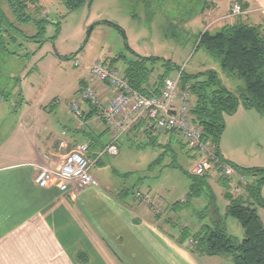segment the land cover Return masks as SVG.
<instances>
[{
  "label": "rangeland",
  "instance_id": "rangeland-1",
  "mask_svg": "<svg viewBox=\"0 0 264 264\" xmlns=\"http://www.w3.org/2000/svg\"><path fill=\"white\" fill-rule=\"evenodd\" d=\"M38 3L49 12V18H60V29L57 34L56 23L47 26L45 37L57 35L54 42L47 40L39 45L20 39L18 43L7 45L18 53L11 55L0 49V91L7 94V98L0 97L1 155L25 156L30 143L15 136L19 125L29 126L37 121L51 129L57 128L60 133L66 129L70 123L65 120L67 109H71L77 97L81 80L91 76L94 62L98 59L109 62L118 53L134 57L127 46L139 55L160 57V63L171 60L178 64L180 69L173 71L171 76L181 78L183 71L195 74L213 68L219 71L223 83L231 91L239 92L244 86L243 79L229 77L222 71L218 59L201 47L197 49V36L205 27L212 32L220 29L218 25H209L211 18L201 14L205 0H195L191 6L187 0H94L73 11H69L62 0H38ZM3 7L12 17L5 0ZM104 21L121 27L126 38L118 28ZM18 25L26 35L36 33L32 24ZM113 68L123 73L124 63L118 62ZM39 104L43 105L42 112L37 115ZM253 110L252 115L231 117L222 136L223 148L233 158H229V162L239 167H264V115ZM141 134L135 132L122 137L117 156L105 154L98 160L93 172L100 181L117 199L132 203L140 215L154 218L159 215L157 221L172 230L180 231L181 227L188 226L195 231L202 224H212L213 205L206 195L190 201L180 211H171L173 203L185 200L190 181L178 169L163 166L173 159L172 151L163 147L170 143L177 152L178 163L193 172L196 159L191 156L183 137L160 133L158 142L161 145L157 146ZM163 150H167L168 155L162 164L150 167ZM215 167L213 161L209 180L216 196L215 205L226 221L228 233L240 240L244 230L235 217L226 214L228 200L223 195L225 188ZM250 179L248 177L246 182ZM239 194L246 196L244 186Z\"/></svg>",
  "mask_w": 264,
  "mask_h": 264
},
{
  "label": "crops",
  "instance_id": "crops-1",
  "mask_svg": "<svg viewBox=\"0 0 264 264\" xmlns=\"http://www.w3.org/2000/svg\"><path fill=\"white\" fill-rule=\"evenodd\" d=\"M205 1L201 14L211 18V26L221 28L239 17L264 26V0ZM235 3L245 6L238 16L230 13ZM81 82L80 88L92 86L103 100L113 96V89L92 75ZM42 106H36L37 115ZM84 109L83 126L69 107L65 120L70 123L61 133L37 121L19 125L11 133L30 144L25 156L0 154V264H234L228 257L192 253L188 241L179 242V230L162 225L153 216H142L132 203L117 199L93 172L94 166L92 174L99 186L81 187L74 182L61 191L56 186L37 185L42 169H56L79 144L89 145L93 160L113 137L97 113L88 118V104ZM252 111L240 106L234 115L226 116V127L231 117L252 115ZM135 132L141 134L135 127L122 134L119 145L122 137ZM222 142L220 152L230 160ZM258 212L264 222V207Z\"/></svg>",
  "mask_w": 264,
  "mask_h": 264
},
{
  "label": "trees",
  "instance_id": "trees-1",
  "mask_svg": "<svg viewBox=\"0 0 264 264\" xmlns=\"http://www.w3.org/2000/svg\"><path fill=\"white\" fill-rule=\"evenodd\" d=\"M5 1L11 10L12 17L6 13L3 0H0V49L2 51L10 55L18 54L8 49L7 45L18 43L20 39L32 40L39 45L47 40L55 41L57 35L45 37V33L49 24L56 23L58 34L60 18L57 20L49 18V12L38 3V0ZM62 1L69 11H73L91 4L94 0ZM194 2L195 0H187L188 6L193 5ZM206 3L205 1L202 10ZM31 7L34 9L31 10ZM243 7L245 6L242 5ZM104 22L114 25L126 38L124 30L117 24L110 21ZM18 24H32L36 28V33L26 35ZM200 47L219 60L221 69L227 76L243 79L244 86L239 88V92L231 91L223 83L219 71L213 68L195 74L183 71L180 78L181 84L185 87L186 83H189L194 95L191 110L193 120L202 128L203 138L216 145L218 160L214 170L220 173V163H230L241 174L251 179L244 185L246 196H242V194L231 193L228 190V180L219 178L221 185L225 188L223 195L228 200L226 214L235 217L244 230V237L239 240L228 233L226 221L220 216L215 205L216 196L209 180L211 169L204 174L190 172L178 163L177 152L170 143L163 147L168 151L171 150L173 157L170 163L163 166L178 169L190 181L185 200L173 203L170 207L171 211H180L187 207L190 201L204 195L210 198V204L213 205L212 213L215 219L213 218L212 224H202L195 231L188 226L181 227L179 242L188 241L189 250L199 256L228 257L234 264H264V222L258 212L259 208L264 207L262 196L264 167H239L225 159L219 148L226 129L227 115L235 114L240 106L255 109L264 115V26L250 24L239 17L235 22L227 23L214 32L202 31L197 36V49ZM126 48L134 53V57L118 53L111 61H105V63L109 67H114L118 62H123V74L128 78L130 86L145 95L158 94L164 78L180 69V66L171 60H162L160 63L161 58L158 56H142L133 52L128 46ZM157 71L159 73L155 76ZM0 97L7 98L6 92L0 91ZM94 114L96 110L92 108L88 118ZM146 136L151 144L161 145L158 142L160 135L148 133ZM185 144L187 145L186 142ZM189 149L191 156L197 159L198 155L195 154L194 149L191 147ZM167 150H163L150 167L162 164L164 157L168 155ZM200 218H203V214ZM155 219L158 220L159 215H155Z\"/></svg>",
  "mask_w": 264,
  "mask_h": 264
},
{
  "label": "built area",
  "instance_id": "built-area-1",
  "mask_svg": "<svg viewBox=\"0 0 264 264\" xmlns=\"http://www.w3.org/2000/svg\"><path fill=\"white\" fill-rule=\"evenodd\" d=\"M244 12L240 3H235L231 9L232 15ZM76 64H78L76 62ZM91 75L113 89V96L103 100L92 86L80 88L77 97L71 103V111L83 126L85 118L84 104L95 109L98 117L113 131V139L105 145L92 160L89 156V145L79 144L67 154L56 169H42L36 177L40 187L56 186L61 191H67L74 182L81 187L99 186V180L92 174V167L105 154L117 156L120 153L119 138L138 125V131L143 134L175 133L183 137L189 147L194 149L197 159L194 161L193 172L204 174L217 162V148L209 140L203 138L202 128L192 117L191 110L194 95L190 84H181L180 76L164 78L158 94L145 95L130 86L128 78L98 59L91 67ZM61 142V146H64ZM221 177L228 180V190L234 195L248 178L241 174L232 164L220 163Z\"/></svg>",
  "mask_w": 264,
  "mask_h": 264
}]
</instances>
